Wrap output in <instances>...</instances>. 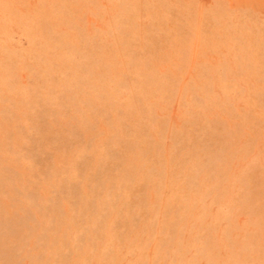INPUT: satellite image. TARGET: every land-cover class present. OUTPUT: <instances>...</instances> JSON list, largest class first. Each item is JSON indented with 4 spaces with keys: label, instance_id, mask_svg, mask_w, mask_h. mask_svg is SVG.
<instances>
[{
    "label": "rangeland",
    "instance_id": "374dc122",
    "mask_svg": "<svg viewBox=\"0 0 264 264\" xmlns=\"http://www.w3.org/2000/svg\"><path fill=\"white\" fill-rule=\"evenodd\" d=\"M0 264H264V0H0Z\"/></svg>",
    "mask_w": 264,
    "mask_h": 264
}]
</instances>
